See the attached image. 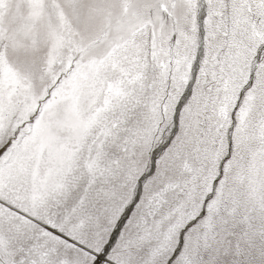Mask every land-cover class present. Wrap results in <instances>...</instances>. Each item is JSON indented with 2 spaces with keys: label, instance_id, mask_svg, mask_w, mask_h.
<instances>
[{
  "label": "snow or ice",
  "instance_id": "obj_1",
  "mask_svg": "<svg viewBox=\"0 0 264 264\" xmlns=\"http://www.w3.org/2000/svg\"><path fill=\"white\" fill-rule=\"evenodd\" d=\"M0 264H264V0H0Z\"/></svg>",
  "mask_w": 264,
  "mask_h": 264
}]
</instances>
